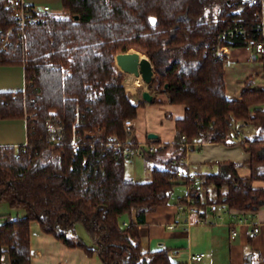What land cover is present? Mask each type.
I'll return each instance as SVG.
<instances>
[{"label": "trees", "instance_id": "16d2710c", "mask_svg": "<svg viewBox=\"0 0 264 264\" xmlns=\"http://www.w3.org/2000/svg\"><path fill=\"white\" fill-rule=\"evenodd\" d=\"M61 1L69 16L46 12L21 29L9 0H0V63L24 64L26 72L24 89L0 91V119L34 112L27 117L28 145H0V201L25 210L0 222V253L8 254L9 264L31 263L33 221L67 247L97 253L104 264H171L167 246L142 250L139 225L147 212L170 202L175 184L190 182L185 163L174 162L186 156L183 135L190 142L241 144L250 155L247 175L231 160L196 172L206 189L201 216L212 202L252 211L264 206V84L254 87L248 77L239 98H228V55L214 53L219 32L253 20L257 6L240 0ZM132 48L153 63L150 92L166 94L151 102L184 105L174 139L154 140L158 148L144 156L152 162L146 181L127 175L124 146L110 139L139 141L124 121L147 101L127 92L115 58ZM51 118L63 125L58 142L48 141ZM243 125L255 131L243 135ZM179 170L184 175L177 177ZM133 210L137 221L122 226L121 217Z\"/></svg>", "mask_w": 264, "mask_h": 264}, {"label": "crops", "instance_id": "0c3cea01", "mask_svg": "<svg viewBox=\"0 0 264 264\" xmlns=\"http://www.w3.org/2000/svg\"><path fill=\"white\" fill-rule=\"evenodd\" d=\"M23 1L28 5H49L50 13H58L63 10L61 0ZM232 52L228 57L233 55ZM225 79L227 83V70ZM25 86L26 72L24 64L0 63V91L22 90ZM244 87L245 83L243 81L237 94L232 96L229 95L226 89L228 98H239L240 91ZM153 95L154 98L157 96L159 99H166L165 93H153ZM136 99L142 100L141 97ZM183 114V104L145 102L138 108L137 116L134 118V130L138 140H145L148 138L149 132H155L158 134L155 139L157 142H171L176 133L174 120L183 116ZM27 124V116L0 119V145L17 147L25 144L28 133ZM254 131V126L243 125V135L251 134ZM185 158L189 172L196 173L211 170L208 165L209 162L231 160L241 165L239 171L242 175L249 173L245 162L250 158V155L241 144L198 141V144L194 145ZM179 198L167 204L159 205L146 213L145 221L139 225L142 250H157L167 246L170 248L171 264H264V206L256 211L247 210L245 214L247 221L238 223L229 214H226L222 220L217 221L216 216L208 208L203 216L179 211L177 207ZM197 217L205 218L206 222L196 221ZM122 218L129 220V222L131 220L137 221L136 211L133 210L131 214H124ZM37 223L32 222V225L36 227L35 234L36 238L38 237V243H34V235H31V255L32 261L35 263L41 264L44 262L46 264L55 260L52 258L56 256L57 250L52 251L48 246L49 244L58 251H69L67 253L76 251L80 253L83 264H104L96 256L97 253L89 256L78 247H67L53 235L45 233L40 227L38 228ZM234 226L239 230V233L235 238H231V228ZM255 226L259 227V231L256 233L253 232ZM43 248L48 249L46 254ZM198 252H204L205 256L200 261L191 262V255ZM61 263L65 264L66 262L61 261Z\"/></svg>", "mask_w": 264, "mask_h": 264}, {"label": "built area", "instance_id": "2783aa9c", "mask_svg": "<svg viewBox=\"0 0 264 264\" xmlns=\"http://www.w3.org/2000/svg\"><path fill=\"white\" fill-rule=\"evenodd\" d=\"M240 2L243 6H257L255 18L246 23H234L228 25L220 31L217 36V41L214 44V53L218 57H223L224 55H229L233 49L243 47L250 52V55L256 56V58L262 57L264 59V0H240ZM8 6L21 29H24L29 23L44 20L46 18V12L50 11L49 5H28L23 0H9ZM124 127L128 133H131L135 127L134 118L126 119L124 121ZM47 128L48 141L58 142L62 138L63 125L59 122V119L51 118L48 122ZM236 136L241 140L242 134L239 131L236 132ZM110 139L116 141L118 147L124 146V154L128 158L134 156L144 157L147 153L154 152L158 148V145L153 142L155 139L149 136L145 140H139L136 143L130 142V138L120 140L115 135H111ZM181 139L184 141V146L187 151H189L195 144H198V141H187L185 135H183ZM23 145H28V143L26 142ZM177 161L179 160H174V162ZM180 161L183 162L184 159L181 158ZM183 175V170L177 172V177ZM188 175L190 179V182L187 184L188 192L185 196V200L179 202L177 207L179 211H185L188 214L199 216L203 211L202 205L206 201L204 177L194 172H189ZM208 210L216 216L217 221L222 220L226 214L231 215L238 223H244L247 221V217L245 216L247 210H241L228 205H220L216 202L209 203ZM196 221L206 222V219L203 217H197ZM120 223L122 226H127L130 222L121 217ZM258 231L259 227L255 226L253 232L256 233ZM238 233L239 230L235 226L231 228V238H235ZM204 256V252L192 254L191 262L200 261Z\"/></svg>", "mask_w": 264, "mask_h": 264}, {"label": "rangeland", "instance_id": "374dc122", "mask_svg": "<svg viewBox=\"0 0 264 264\" xmlns=\"http://www.w3.org/2000/svg\"><path fill=\"white\" fill-rule=\"evenodd\" d=\"M57 15L60 16H69L68 13L64 10L56 13ZM134 49V48H133ZM140 51V50H139ZM232 56L228 57V60L225 62V74H226V70H227V83H226V79H225V83H226V89L227 92L229 93L230 96L237 94L238 89L242 86L243 81L245 83L246 79L248 77H252L253 78V86L254 87H259V86H263L264 84V59L262 57H258V58H254L252 55H250V52L243 48V47H239V48H235L232 50ZM142 52V51H141ZM249 52V54H248ZM143 53V52H142ZM119 67V66H118ZM120 69V67H119ZM120 71H122L120 69ZM123 72V71H122ZM124 73V78L126 76H128V80L123 84L127 90V92H129V94L136 98H140L141 97V92L145 87H148L147 83H140L137 84L136 83V76L135 75H128L126 72ZM124 81V79H123ZM241 92V91H240ZM26 116L33 118L34 116V112H26ZM190 151V150H189ZM187 151V153L189 152ZM186 153V154H187ZM184 159V163H185V167L187 168L186 165V158L183 157ZM181 159H179L180 161ZM182 162V161H180ZM151 165L152 162L147 160L145 157H131L128 158L126 161V173L128 176L133 177L136 180L139 181H146L149 179V175H151ZM244 167V166H243ZM210 170V169H208ZM188 192V188L187 185L185 183L182 182H178L177 184L174 185L173 187V191L170 197V201H174L179 197H182L184 195H186ZM25 214V210L21 207H13L11 206L8 202L6 201H0V222L2 221V219H4V217L6 216H11V217H17V216H21ZM37 222V221H34ZM38 224V228L39 223ZM35 225H32L31 227V235H34V243H38V237L36 238V232H35ZM77 230L79 235H81L82 237H84L88 243H91L92 241L90 240L89 236L87 235L86 231L84 230L83 226L81 224L77 225ZM48 246L51 248L52 251L57 250L56 252V256L52 259V262H48L46 264H64L61 263V261H64L68 264H83L81 262L80 259V253L76 252V251H71L73 253H67V252H62V251H58V249H56L55 247H53L52 245ZM45 254L47 253L48 249L43 248ZM81 249V248H80ZM73 250V249H71ZM78 250V249H76ZM82 250V249H81ZM55 253V252H53ZM98 258H100L98 255H96ZM65 263V264H66ZM0 264H9V256L8 254L5 253H0ZM30 264H38L35 263L34 261H32V255H31V263ZM41 264H45L44 262Z\"/></svg>", "mask_w": 264, "mask_h": 264}, {"label": "water", "instance_id": "95a60500", "mask_svg": "<svg viewBox=\"0 0 264 264\" xmlns=\"http://www.w3.org/2000/svg\"><path fill=\"white\" fill-rule=\"evenodd\" d=\"M78 19L79 16L75 15ZM256 58V56H253ZM116 63L123 72L139 74L141 70L142 76L146 83L149 85L154 78V66L151 59L141 51L137 49H130L128 51H120L116 54ZM128 80V76L124 78V83ZM142 99L151 102L154 98L153 93L150 92L148 87L144 88L141 92ZM149 137L156 139L158 134L155 132H149Z\"/></svg>", "mask_w": 264, "mask_h": 264}, {"label": "bare ground", "instance_id": "6f19581e", "mask_svg": "<svg viewBox=\"0 0 264 264\" xmlns=\"http://www.w3.org/2000/svg\"><path fill=\"white\" fill-rule=\"evenodd\" d=\"M128 75H135L136 76V83L140 84V83H145L146 81L144 80L143 76H142V72L141 70L139 71V74H133V73H128L126 72ZM148 85V84H147ZM146 88V87H145Z\"/></svg>", "mask_w": 264, "mask_h": 264}]
</instances>
